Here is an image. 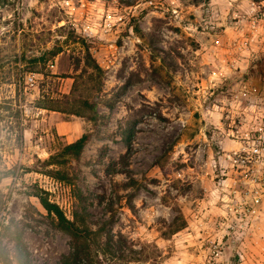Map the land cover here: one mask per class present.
Returning a JSON list of instances; mask_svg holds the SVG:
<instances>
[{
	"label": "rangeland",
	"instance_id": "1",
	"mask_svg": "<svg viewBox=\"0 0 264 264\" xmlns=\"http://www.w3.org/2000/svg\"><path fill=\"white\" fill-rule=\"evenodd\" d=\"M248 2L0 0V56L8 62L0 69V170L16 168L0 184V219L9 233L22 232L32 264H59L72 238L26 193L38 185L71 220L75 203L74 188L38 161L84 133L91 139L68 169L89 200L93 228L107 223L115 240L145 251L127 264H264V222L244 242L225 237L215 262L207 257L211 240L225 234L218 226L225 196L245 188V169L227 159L243 149L229 135L242 119L227 115L231 88L242 76L264 78V42L241 35L234 19ZM70 31L103 68L101 92L86 83L85 49ZM54 48L57 57L34 72L17 63L23 53ZM76 81V96L98 103L96 121L68 113L64 96ZM131 115L127 154L120 128ZM177 216L186 227L172 234ZM0 242L15 263L14 241L0 235Z\"/></svg>",
	"mask_w": 264,
	"mask_h": 264
},
{
	"label": "trees",
	"instance_id": "2",
	"mask_svg": "<svg viewBox=\"0 0 264 264\" xmlns=\"http://www.w3.org/2000/svg\"><path fill=\"white\" fill-rule=\"evenodd\" d=\"M68 38L75 43L80 42L83 45L85 53L80 63L82 61L84 63L82 71L84 75L88 74L86 83L91 84V90L101 92L104 70L92 56L89 49L90 46H88L85 38L76 34L74 31L69 32ZM60 52V49L54 48L52 50H46L40 56L32 57H28L27 54L23 53L21 56H17V63L25 65L28 71L34 72L38 66L45 67ZM7 63V60L0 56V69H3ZM257 79L262 80L263 78L258 76ZM78 87V82L76 81L71 93L64 96L65 102L72 104L73 107L68 113L80 117H88V119L96 121L99 116L97 112L98 103L87 98L77 97ZM8 109L11 108L9 107ZM136 124L137 120L135 116L131 115L125 121L124 126L120 128L127 146V154L132 150ZM90 139L91 134L84 133L75 141L64 144L57 153L51 155L48 159L42 162L38 161L46 169L44 173L74 188L75 203L72 220L66 216L58 204L50 200L49 193L38 185H33L31 190L26 194L30 197L37 198L48 216L54 220L55 225L72 238L71 250L62 256L59 264H102V261L105 259L116 261L120 264L140 261V255L144 254L145 251L135 250L123 236L115 240L112 237V233H110L107 223L102 224L96 229L93 228L94 223L87 210L89 200L83 195L80 189L76 188L77 174L70 175L68 167L73 160L78 161L80 159ZM26 170L29 172L38 171L35 167L27 168ZM14 174H16V168L5 171L0 170V184L11 175L14 176ZM1 195L0 190V206L2 205ZM185 227L186 222L183 220V217H175L171 226L172 234L179 232ZM0 231V235L2 237L8 235L9 239L14 241L16 247L14 263L6 248L0 242V262L3 264H32L29 252L22 241V232L15 229L14 233H9L10 226L2 219H0Z\"/></svg>",
	"mask_w": 264,
	"mask_h": 264
},
{
	"label": "built area",
	"instance_id": "3",
	"mask_svg": "<svg viewBox=\"0 0 264 264\" xmlns=\"http://www.w3.org/2000/svg\"><path fill=\"white\" fill-rule=\"evenodd\" d=\"M231 1L244 3V0ZM247 5V10L234 16V19H241L237 29L241 35L264 42V0H249ZM244 25L249 29L248 32H245ZM238 79H235L231 88L226 112L233 119L242 118L241 121L231 122L229 135L239 140L243 149L227 154V159L245 169L240 179L245 188L232 190L231 196L224 198V209L218 218V226L225 234L219 241L211 240L207 255L210 262L221 257V245L225 237L232 236L244 242L264 222V78L259 80L242 76ZM29 81L33 83L34 78L30 76ZM244 102H249V105Z\"/></svg>",
	"mask_w": 264,
	"mask_h": 264
},
{
	"label": "crops",
	"instance_id": "4",
	"mask_svg": "<svg viewBox=\"0 0 264 264\" xmlns=\"http://www.w3.org/2000/svg\"><path fill=\"white\" fill-rule=\"evenodd\" d=\"M221 143H223V142L221 141Z\"/></svg>",
	"mask_w": 264,
	"mask_h": 264
}]
</instances>
